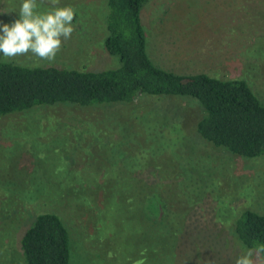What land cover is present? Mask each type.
Segmentation results:
<instances>
[{
    "label": "rangeland",
    "instance_id": "374dc122",
    "mask_svg": "<svg viewBox=\"0 0 264 264\" xmlns=\"http://www.w3.org/2000/svg\"><path fill=\"white\" fill-rule=\"evenodd\" d=\"M253 1L149 0L143 24L150 57L177 72L244 77L264 101V8ZM38 2L40 11L53 7ZM103 3L80 7L72 37L54 63L31 54L11 59L93 69L117 65L102 45L105 27L96 11ZM0 14L3 24L14 22L1 4ZM0 59L8 58L0 53ZM131 111L142 118L132 122L126 116ZM200 112L191 98L142 95L131 103L41 104L0 116V211L19 202L15 213L0 215V264H23L20 235L42 210L57 212L68 227L69 264H234L247 251L234 236V216L244 207L264 213V155H236L201 139L193 130ZM148 162L149 177L159 168L170 175L141 180L134 170L143 173ZM105 185L130 200L97 198L93 187ZM150 187L160 197L146 198L168 204L159 203L162 213L154 209L153 220L136 212L139 202L130 198ZM188 208L196 213L190 227L201 232L186 246Z\"/></svg>",
    "mask_w": 264,
    "mask_h": 264
},
{
    "label": "trees",
    "instance_id": "16d2710c",
    "mask_svg": "<svg viewBox=\"0 0 264 264\" xmlns=\"http://www.w3.org/2000/svg\"><path fill=\"white\" fill-rule=\"evenodd\" d=\"M88 2L91 0H78L66 6L86 8ZM148 2L149 0H104L101 9H96L100 14L99 20L105 27L102 45L108 54L117 57L118 64L115 66L93 69L58 64H26L14 59H0V116L41 104L108 105L131 103L142 95L184 96L194 99L200 106L201 112L195 120L193 130L201 139L236 155H264V101L244 77H221L206 71L182 73L155 63L147 51L143 24V11ZM0 4L13 15L12 20L15 21L14 16L16 19L20 18L13 10H19L22 0H0ZM251 5L264 8V0H254ZM75 12L74 19H78L81 8ZM184 109L185 118L188 119L190 108ZM129 113L126 116L132 122L142 118V114L135 111ZM147 144L150 145V139ZM142 166H145L143 173L139 172V167L134 173L143 181L149 178L150 181L154 180L158 173L159 179H166L170 175L159 168L157 174L156 170L153 172L150 169L152 173L149 177L147 170L150 163ZM176 171L174 175L179 173ZM93 188L95 196L101 199V194L105 201L116 202L118 198H127L120 196V189L115 186ZM137 193L130 198L139 202L134 208L146 218L154 219V209L155 214L162 213L157 208L159 203L165 208L168 205L162 200L151 202V196L146 198L148 193L153 197H160V193L153 191L151 187L141 196ZM16 205L9 210L0 211V215L4 217L15 213ZM187 211L186 229L183 230L184 238L182 237L186 246L189 240H194L201 232L198 230L199 232L194 233V228L190 227V215L196 213L189 208ZM19 222L20 219L17 220ZM232 227L241 248L248 250L264 244V213L244 207L234 216ZM212 228L217 232L218 228ZM219 238L221 244L222 241L225 243L223 236ZM70 243V232L62 217L55 211H39L19 238L23 264H69Z\"/></svg>",
    "mask_w": 264,
    "mask_h": 264
},
{
    "label": "clouds",
    "instance_id": "9594fccd",
    "mask_svg": "<svg viewBox=\"0 0 264 264\" xmlns=\"http://www.w3.org/2000/svg\"><path fill=\"white\" fill-rule=\"evenodd\" d=\"M50 3L53 7L40 11L38 0H22L20 18L11 24L0 22L3 57L11 59L31 54L40 61L55 62L63 42L70 39L75 30L76 12L71 6H57L60 0H50ZM234 264H264V244L248 249Z\"/></svg>",
    "mask_w": 264,
    "mask_h": 264
}]
</instances>
